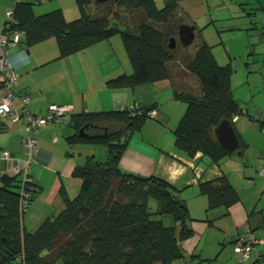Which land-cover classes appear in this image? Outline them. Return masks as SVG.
<instances>
[{
  "label": "trees",
  "instance_id": "trees-1",
  "mask_svg": "<svg viewBox=\"0 0 264 264\" xmlns=\"http://www.w3.org/2000/svg\"><path fill=\"white\" fill-rule=\"evenodd\" d=\"M74 2L79 18L69 22L60 10L34 16L33 3H16L3 33H19L18 44L27 48L53 39L59 57L118 36L132 73L109 80L106 87L134 88L167 80L172 85L173 99L185 105L172 131L175 148L190 160L200 154L215 165L230 156L231 152L220 146L211 132L243 114L241 103L232 95L233 69L230 64L221 66L216 62L202 30L193 32L185 45L191 54L184 71L179 66H168L177 61L178 55L175 47L169 48L170 40L184 37L176 0H162L163 8L159 10L153 0ZM155 109L152 105L70 116L73 134L66 139L67 144L98 146L104 158L89 157L74 167L72 176L80 182L76 196L63 198V209L44 219L34 232H27L22 225L24 212L19 209V200L21 190L27 191L29 205L39 192L37 186L31 181L22 187L17 175H2L0 264H172L185 259L182 244L192 236V219L177 195L178 188L159 178L141 177L120 168L129 139L153 119ZM197 188L208 210L229 209L238 201L225 176L200 182ZM149 199L157 203L158 219L150 218ZM165 215L172 219V227L163 225L161 217ZM194 258L198 259L197 255H188L189 260Z\"/></svg>",
  "mask_w": 264,
  "mask_h": 264
},
{
  "label": "crops",
  "instance_id": "crops-1",
  "mask_svg": "<svg viewBox=\"0 0 264 264\" xmlns=\"http://www.w3.org/2000/svg\"><path fill=\"white\" fill-rule=\"evenodd\" d=\"M19 2L33 3L34 16L60 10L68 21L77 15L74 0H0V39L4 36L5 24L9 22L7 12H11ZM256 3L263 11L264 0ZM186 26L194 32L198 30L195 23ZM262 41L264 43V32ZM3 55L10 60L16 75L11 90L15 95L29 97L31 114L42 116L52 104L70 107V113L60 123H49L35 134L39 141L38 150L28 174L39 192L22 215V225L27 232H34L44 219L58 214L63 209V198L76 196L80 182L72 176L75 166L82 165L89 157L104 158L103 150L98 146L67 144L66 139L73 134L69 125L71 115L155 105L153 119L129 139L120 159V168L141 177L159 178L178 188L177 195L184 201L192 219L189 225L192 236L182 244L185 259L172 264H239L234 243L240 240L245 243L244 239L248 238L259 243L249 244L245 264H264V177L259 175L260 164L264 163V93L263 99L251 110L241 104L242 115L212 130V138L231 152L229 157L215 165L210 160L205 163L200 154L190 160L175 148L172 131L185 112V105L173 99L172 85L167 80L134 88L106 87L109 80L132 73L118 36L64 57H59L53 39L29 48L23 44L8 47L5 51L0 50V56ZM254 63L261 65L262 79L254 85L257 96H260L264 92V54H259ZM168 66H179L184 71L185 65L176 61ZM4 95L0 87V99ZM233 98L241 103L238 95H233ZM13 110L18 115L17 120L0 118V151L9 152L18 162L5 169L0 161V177L17 175L21 180L26 121L17 107ZM220 176L228 179L238 201L229 209L216 207L208 210L205 197L194 188L200 182ZM190 187L191 200L187 204L181 196ZM170 221L164 226L172 227L173 221ZM190 254L197 255L198 259L189 260Z\"/></svg>",
  "mask_w": 264,
  "mask_h": 264
},
{
  "label": "rangeland",
  "instance_id": "rangeland-1",
  "mask_svg": "<svg viewBox=\"0 0 264 264\" xmlns=\"http://www.w3.org/2000/svg\"><path fill=\"white\" fill-rule=\"evenodd\" d=\"M176 1L178 2L177 13L182 23L184 25L195 23L198 30H202L203 38L206 44L211 47L216 62L221 66L227 63L231 64L234 70L231 78L233 95H238L243 107L247 106L251 110L252 106L263 99L264 93L261 92V95L257 96L258 93L254 88V85L262 79L259 69L261 65L254 62L259 54H264L262 41L264 10L259 9L257 0ZM153 2L156 9L163 8L162 0H153ZM75 10L77 15L71 17L68 22L79 18L78 9ZM174 47L178 51L177 62L186 65L191 54L189 46H183L180 41L176 40ZM262 104L264 103L262 102ZM204 160L205 163H209L207 157H204ZM194 189L198 190L197 187ZM184 193L186 194L181 197L189 204L190 193H192L191 187L186 189ZM49 194L48 189L47 196ZM147 207L151 214L150 218L152 220L158 219L159 217L155 214L156 201L149 199ZM170 220L169 216H163V225L170 224Z\"/></svg>",
  "mask_w": 264,
  "mask_h": 264
},
{
  "label": "built area",
  "instance_id": "built-area-1",
  "mask_svg": "<svg viewBox=\"0 0 264 264\" xmlns=\"http://www.w3.org/2000/svg\"><path fill=\"white\" fill-rule=\"evenodd\" d=\"M6 17L11 19V12H7ZM4 35V34H3ZM20 34L13 31L6 33L0 39V50H4L8 47H14L18 44ZM16 81V75L14 73L13 66L9 59L5 55L0 56V87L5 92V95L0 99V118L8 117L12 121L17 120L18 115L13 110V107L19 109L20 114L24 117L26 138L22 143L24 160L22 161V168L20 170L22 187L26 186L32 180L28 174L30 170V164L33 156L38 150V139L35 134L49 123H60L61 120L70 113V107L49 105L47 111L42 116H35L30 113L28 104L30 102L29 97L25 95H15L11 88ZM0 161L4 164L5 169L10 164L18 162L16 157L7 151H0ZM259 175L264 177V163L260 164ZM30 193L21 190L19 209L25 211L28 205ZM238 241L234 245V251L239 256V264H245L247 261V255L250 249L249 244L253 245L259 243L254 238H248Z\"/></svg>",
  "mask_w": 264,
  "mask_h": 264
},
{
  "label": "water",
  "instance_id": "water-1",
  "mask_svg": "<svg viewBox=\"0 0 264 264\" xmlns=\"http://www.w3.org/2000/svg\"><path fill=\"white\" fill-rule=\"evenodd\" d=\"M193 29L183 25L182 29L180 30V33H183L184 37H180V42L183 44V46L187 45L189 43V41L192 39L193 37ZM169 48L173 49L174 48V40H170L169 43ZM82 131H80L79 135H82Z\"/></svg>",
  "mask_w": 264,
  "mask_h": 264
}]
</instances>
